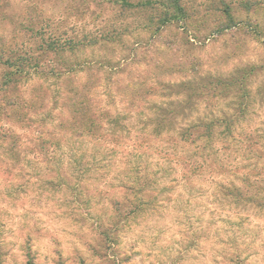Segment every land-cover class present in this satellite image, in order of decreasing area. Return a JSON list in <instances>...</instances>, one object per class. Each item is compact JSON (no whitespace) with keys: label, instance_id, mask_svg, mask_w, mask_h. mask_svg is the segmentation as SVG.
Returning a JSON list of instances; mask_svg holds the SVG:
<instances>
[{"label":"clouds","instance_id":"clouds-1","mask_svg":"<svg viewBox=\"0 0 264 264\" xmlns=\"http://www.w3.org/2000/svg\"><path fill=\"white\" fill-rule=\"evenodd\" d=\"M0 264H264V0H0Z\"/></svg>","mask_w":264,"mask_h":264}]
</instances>
